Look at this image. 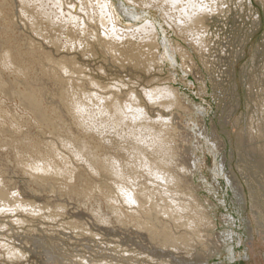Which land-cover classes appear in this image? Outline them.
<instances>
[{
  "label": "rangeland",
  "instance_id": "obj_1",
  "mask_svg": "<svg viewBox=\"0 0 264 264\" xmlns=\"http://www.w3.org/2000/svg\"><path fill=\"white\" fill-rule=\"evenodd\" d=\"M11 1L10 9L5 7L4 16L0 17V33L9 40V43L0 46V58L2 52L11 47L14 57L24 60L18 65L28 66L31 74L27 86L24 82L18 83L11 72L0 69V82L12 89L14 85L20 89L24 87L31 93L34 90L30 86L36 89L44 87L42 105L37 111L23 99L19 101L7 97L0 87L1 115L10 117L18 110L23 119L21 138H29L33 145L35 142L43 153L54 144L57 153L65 154L68 146H64L61 140L72 139L75 142L71 146L73 153L68 154L73 156L75 147L80 142H86L91 155L99 157L106 164L108 160L105 158L114 153L113 148L103 147L85 137L87 135L79 132L71 121L65 99L69 91L77 86L69 84L67 78L83 79L85 92L96 91L105 96L116 91L114 95L117 94L122 102L128 100L131 91H135L146 110L144 119L155 126L162 125L164 121L171 125L167 120L172 119L170 134L175 137L171 140L176 142L173 158L178 159L179 166L185 163L188 173H191L190 179L181 176L179 187L173 186L174 192L164 199H175L178 204L184 203L187 198L193 199L187 201L191 206L195 205L193 208L197 209L201 226L196 230L176 228L174 217L168 219L162 216L158 212L159 207L154 206L157 198L155 202L152 201L154 204L143 200L134 219L118 220L108 204L106 207L102 205L107 201L112 203L111 198L117 199V203L124 201L119 191L123 181L112 178L108 171L91 174L87 162L78 160L79 156L74 155L69 166L76 167L80 176L67 191L62 190L61 179L39 181V184L24 180L17 174L13 149L19 143L20 136L17 138L12 134L13 130L8 129L0 135V149L5 148L6 142L12 146L10 152L3 149L0 155V180L5 182L9 192L18 191L23 201L45 206L53 212L57 211L59 216L48 219L25 212L0 214V225L4 228L0 230V240L21 245L36 264H264V0H251V9L244 0H228L229 13L207 23L209 32L206 41L212 44L211 52L209 50L210 53H207L209 63H212L208 66L203 65L191 45L165 26L158 8L151 6L145 10L136 5L141 0H136L135 4L113 0L116 6L121 2L131 8L130 11H120L122 25L140 24L144 19L157 23L160 43L157 59L160 62L150 70L127 62L121 66L104 55L93 36L94 32L102 35L104 28L79 10L77 0H62V7L68 9H65V13L71 11L77 13L78 17L83 16L80 18H84L86 23L85 35L71 24L65 27L64 24H57V27L56 24L50 26L39 21L41 25L38 24L35 31L28 16L21 15L19 1ZM29 9L35 13L32 7ZM132 10L139 15L134 17ZM5 15L11 20L9 26ZM257 17L259 24L255 23ZM77 37H80V43L75 40ZM55 38L59 40L57 44L52 42ZM72 40L78 43H75L76 48L69 45ZM133 41L139 40L134 38ZM177 43L190 50L199 65L201 76L196 77L188 68L186 70L184 61L176 51ZM143 47L146 51V46ZM49 59L55 63L61 62L66 69L58 70L57 76H49L50 70H42L44 65L48 68ZM44 78L51 82L44 84ZM88 79L97 81L106 89L94 87ZM166 85L177 89L181 106L166 110L145 97L144 90ZM35 114L38 120L33 124L29 116ZM59 122L61 127L56 128ZM68 126L73 128L71 136L67 132ZM106 134V138L112 137L111 132ZM30 146L22 147V155L33 150ZM119 154L127 157L121 152ZM129 170L136 178L132 181L125 177L124 184L129 186L135 180L136 183H147L144 181L147 178L145 174L141 175L133 167ZM85 191L91 196L85 197ZM160 203L164 204L158 201V205ZM131 206L127 205L126 210L132 211ZM17 214L27 219L23 225L13 222ZM179 215L175 213L174 216ZM103 216L112 220L110 224L99 222ZM162 218L166 221H162ZM81 225L88 229L87 234L81 230L84 228L80 229ZM26 227L36 231L28 234L24 232L28 230Z\"/></svg>",
  "mask_w": 264,
  "mask_h": 264
},
{
  "label": "bare ground",
  "instance_id": "obj_2",
  "mask_svg": "<svg viewBox=\"0 0 264 264\" xmlns=\"http://www.w3.org/2000/svg\"><path fill=\"white\" fill-rule=\"evenodd\" d=\"M18 1L21 4H19V8L21 7V15L28 16L27 18L30 21L31 25L34 26L35 31L38 30L39 21L40 23L46 22L48 23L47 25L50 26L55 24L56 26L57 24H64L63 26L65 27L66 24H71L75 26L77 30L83 32L85 35L84 30L86 28V23L84 21V18H80L82 15H79L80 17H78L76 15L77 13L74 14L71 11H67L65 13L66 8L64 9L62 7V0ZM77 1L79 2L80 6L79 10L83 11L90 20L94 21L95 23L101 25L104 28H102V35H99L97 31L98 34L96 35V32H94L95 35L93 34V36H95L96 42L100 46L99 48H102L101 50H103V54L105 53L104 55L108 56L109 59L118 62V64H120L121 66H124L127 62V64H131L135 67L145 68L146 70H150L159 64L160 61H158V47L160 43L158 40V30L156 22L150 19H144V21L140 24L134 23L135 25L132 26H124L121 23L119 13L120 11L125 12L129 8L125 7L123 3L119 2L118 6H116L113 3V0ZM126 1L127 3L130 2L132 4H135L136 2V0ZM244 1L247 3L246 5L249 7V9H251V0ZM227 2L228 0H141L140 2H136V5L142 6V8L145 10L151 6H153L154 8H158V10H160L161 19L166 24L165 26L170 28L172 32H174L175 35H178V37H180L184 42L191 45L194 51L198 54L203 65L208 66L212 63H209V57L207 56V53L211 52L210 45L212 44H209L206 41L209 32L207 23H209L210 20L216 17L225 16L229 13L231 9L229 8V2ZM226 3L227 5L225 6ZM10 4H12V1L10 3L9 0H0V17L4 16L5 7H8L10 9ZM31 7L34 9L35 13L33 11H30L32 10L29 9ZM130 10L131 8L128 11ZM28 12H31V14L28 15ZM132 14L134 17L139 15L138 12H134L133 10ZM132 14H130V16ZM4 18H6L7 26H9L11 23L10 18L6 15ZM25 21L26 20H24V22ZM255 23L259 24L258 17L255 18ZM87 32L88 31L86 30V34ZM134 38L139 41H133ZM75 40L78 41V43L81 42L80 37H77ZM75 40L67 42H69V45H72L74 47L76 43ZM58 41L59 40L56 38L52 40L53 44H57ZM6 42L9 43L8 38H6L5 36H3V34L0 33V46L2 45V43ZM143 46H146V51ZM142 47L144 49H142ZM83 48L85 49V47ZM176 49V51H178L180 54L179 56H181V59L184 61L186 70L188 68L191 71L190 73L193 72L192 74H195L196 77L201 76L199 65L194 59V56L192 55L190 50L186 46H183L181 43H177ZM11 50L12 48L8 47L2 52L3 54H1L0 58V69L6 72H11L13 75H15L17 77L16 81L18 83L24 82L27 86H29V82L27 81L28 77L31 74L30 68L25 65H18V62L21 63L24 60L16 59L14 57V54H12ZM48 63H50L49 65H47L48 68H46V66L44 65L42 66V70L45 72H49L48 70H50L51 75L49 76H57L56 73L58 72V70L66 69L64 64H62L61 62L55 63L53 60L49 59ZM41 64L43 65L42 62ZM67 79L69 84H75L77 86L76 88H73L69 91V95L65 99V106L67 107V112L71 118V121L73 122V125H75L79 132H82L84 136L87 135L85 137L93 139L96 143L103 147L113 148L112 151H114V153L110 157L105 158L106 160H108V162L106 161L107 163L105 164L101 159H99V157L91 155L86 142H80L78 147H75L74 155L80 157L78 160L82 162H87L91 174L99 175L102 172L105 173L106 171H108L112 178L123 181L122 185L119 188L121 196L122 198H124L123 202L120 201L122 204L117 203V199L114 200V198H111L110 202L112 203H109V201H107L108 203H103L104 205L102 206L106 207L108 204L110 206L109 209L111 208L113 212H115V215H117V217L119 218L118 220L123 221L125 220V218L131 217L132 219H134L136 217L135 213H138L140 211L138 210V208L140 209V205L143 200H149L152 202L155 200V198H157V204L154 206H156V208L159 207L160 211L158 210V212H161L162 216H167L168 219L172 218L173 216L174 219H172L176 224V228L184 227L185 229L186 227H188L194 230H196V228L198 229V227L200 228V217L198 218V214L196 212L197 209H195V207L193 208V206L195 205L191 206L190 202L187 201H190L191 198L188 199L186 197L187 200L181 204H178L179 202L175 203V199V201L172 200L174 201L173 203L170 199H167L169 200V203L167 200L164 199L166 198V196L169 198L168 195L172 191L174 192L172 187H177L179 182L182 180L181 178L183 176H187L189 179L191 177V173H188L187 166L184 165L185 163L182 164V166L181 164L179 166V162H177L178 159H175V156L173 158L172 151H174L173 149L176 146V142L174 140H171V138L173 139V136L175 137L174 134H170V132H172V129H170L172 128L171 125L173 124L172 119L167 120L171 123V125H169V122L166 121H164L165 123H162L163 121L160 118V120L162 121H160L162 125H160L159 123L160 126H155L154 124H152L153 122H149L150 120L147 121V119H144L146 115V110L144 107H142L141 103L139 102V96L135 93V91H131L130 89H128L131 91L129 93L128 100L122 102V99L116 96L117 94L114 95L116 91L114 92V94L105 96L98 94V92L96 91L94 93L85 92L82 86L83 79ZM48 82L51 81L46 80L44 78V84L48 85ZM88 82L94 87L106 89L105 86H100L99 83L93 79H88ZM0 87L7 97H13L19 101L23 99L26 103H29L30 106L36 111L41 108L43 97L42 87L44 86L37 89L33 86H30L34 90V93H31L29 90L23 89L24 87L20 89L15 85L14 89H12V87H8L7 85L1 82ZM144 95L149 101L160 105L166 110H169L178 105L181 106V99H179L178 91L171 85H166L163 87L157 86L148 90H144ZM123 97L124 96H122V98ZM62 99L64 98L62 97ZM180 106L179 108H181ZM183 106L185 105L183 104ZM160 114L162 115V113ZM156 115L158 116V114ZM174 116L175 114L173 115V117ZM142 119H144L145 121H143ZM173 119L176 120L175 118ZM29 120L34 124L38 120V117L35 114L29 116ZM155 121L157 122V120ZM46 122H49V118ZM60 124V122L56 123L55 127L60 128ZM22 126L23 119L20 117L18 110H15L10 117H6L4 115H1L0 113V135L4 134V132L9 129L13 130L12 134H14L17 138L20 136L19 143L13 147V149L15 148L14 150L17 162L16 165L18 166L17 174L21 175L22 178H24V180L26 181L31 180L32 182L37 183L39 181L49 182L50 180L61 179L63 180L62 190L67 191L79 175V171H77L76 167L74 168L69 166V163L74 155L71 156L70 154H68V152L73 153V149L71 146L72 144H75V142L72 139L61 140L63 141L64 146H68L65 154L57 153V147L54 144H51L50 147H48L49 150L43 153L39 150L35 142L33 145V142L29 138H21L22 136L20 132L22 131ZM72 129L73 128L71 126L67 127V132L70 136L71 131H73ZM107 132H111L112 137L106 138ZM82 139H84V137ZM4 146L5 148L0 149V155L2 154L3 149L6 150V152L11 151L12 146L9 143L6 142ZM24 146H30V149L33 150L27 152L26 155H22L23 152L21 151V149ZM120 152L126 155L127 157H122V154H119ZM132 167L135 171L142 173L141 175H146L145 177L147 178H145L144 181H147V183H136V180L134 179L135 182L130 184L129 186L128 184H124L125 177L128 180L136 178L135 175H131L129 173V168ZM180 170H183L181 171L182 173L179 172ZM87 174L89 175L90 173ZM138 178H140V176L137 177V180ZM4 183L5 182H3V180H0V214H9L10 212H25L26 214L32 215L34 217L48 219H55L59 216L57 211L53 212L45 206L35 205L23 201L21 198V194L18 191L16 193H11V191L9 192V188ZM123 184L125 185V187H123ZM180 186L182 187V185ZM90 190H93V188H90ZM87 196H91V193L85 191V197ZM176 196L174 195V198ZM158 201H162L164 202V204L161 205L160 203L158 205ZM127 205H132V211H128V209L126 210L125 207ZM146 209L149 208L147 207ZM175 213L180 215L175 217ZM26 220L27 219H24V217L19 216L17 214L15 219H13V222L23 225ZM163 220L164 219L162 218V221ZM110 221L106 217L104 218V216L103 218H101V220H99L100 223L105 225L110 224ZM71 226H74V224H72ZM81 227L82 225L80 226V229ZM29 228L28 230L26 229V231L24 232L28 234H33L36 231ZM85 228L81 230H84L83 233L87 234L86 232L88 231L86 230L88 229ZM3 229V226L0 225V230ZM31 259L32 257L30 256V254L27 253L25 249L21 247V245H15L14 243L10 242V240H0V264L35 263L32 262Z\"/></svg>",
  "mask_w": 264,
  "mask_h": 264
}]
</instances>
